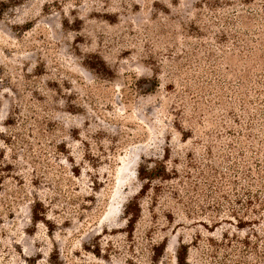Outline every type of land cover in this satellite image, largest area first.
<instances>
[{
  "label": "rangeland",
  "instance_id": "1",
  "mask_svg": "<svg viewBox=\"0 0 264 264\" xmlns=\"http://www.w3.org/2000/svg\"><path fill=\"white\" fill-rule=\"evenodd\" d=\"M181 244L264 264V0H0V264Z\"/></svg>",
  "mask_w": 264,
  "mask_h": 264
},
{
  "label": "trees",
  "instance_id": "2",
  "mask_svg": "<svg viewBox=\"0 0 264 264\" xmlns=\"http://www.w3.org/2000/svg\"><path fill=\"white\" fill-rule=\"evenodd\" d=\"M167 175V168L164 163H157L155 167L147 168L140 166L138 168V176L141 180H155L164 178ZM38 204H41L40 202ZM126 213L128 214L129 232L133 233L134 225L140 216V205L137 201L130 202L126 206ZM32 216L35 222L42 220L40 217V211L36 208H32ZM44 219V218H43ZM165 246V245H164ZM177 264H186L188 258V249L185 245H180L177 249ZM57 264V263H55Z\"/></svg>",
  "mask_w": 264,
  "mask_h": 264
}]
</instances>
